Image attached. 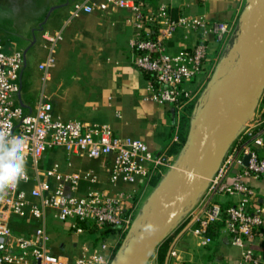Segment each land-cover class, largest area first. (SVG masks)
<instances>
[{
	"label": "built area",
	"instance_id": "1",
	"mask_svg": "<svg viewBox=\"0 0 264 264\" xmlns=\"http://www.w3.org/2000/svg\"><path fill=\"white\" fill-rule=\"evenodd\" d=\"M112 8L130 11V24L135 31L130 48L135 55V67L150 76L146 86L148 100L158 105H172L179 122L185 108L194 102L198 105L206 91L210 75L205 82L194 84L205 73L211 50L209 38L223 41L233 32L234 25L212 23L205 17L190 15L173 18L165 5L151 13L146 10L143 0H80L74 3L69 16L75 19ZM180 33L197 35L199 43L176 54L168 53L167 44ZM43 39L47 57L39 70L43 73V81H46L56 66L57 49L63 34L45 33ZM24 63L22 53L7 55L0 45V137L7 139L22 135L25 140V175L17 184L0 192V264H111L136 228L135 214L130 209L133 194L89 189L82 195L79 193L82 182L99 183L95 174L64 173L59 165L40 170L38 161L52 150H61L69 158L95 161L111 158L109 182L116 188L118 185L134 186L139 182L149 185L153 178H163L168 170L175 168L172 158L166 152L154 155L144 141L116 135L109 125L55 118L52 105L47 101L41 100L32 113L26 114L14 102V97L20 92ZM178 126L179 123L177 130ZM254 136L253 132L247 131L233 141L218 169L208 179L195 208L187 215L189 220L196 216L234 162L232 169L237 170L235 179L231 183L226 179L220 185L210 205L189 232L203 246L211 245L207 230L212 223L221 220L222 214L215 202L217 197H239L226 211L229 221L225 227L232 245L242 249L238 264H264L247 247V243L257 239L264 229V218L259 210L249 212L250 206L256 203V194L244 182L248 177L264 176V154L246 148L234 160L239 150L235 144ZM173 141L178 142L177 134ZM253 144L264 148V134ZM243 155L251 156L248 167L243 166ZM30 161L34 162L33 177L28 169ZM29 184L31 189L27 192L24 186ZM25 216L42 224L29 237L16 235L11 228L14 217ZM49 216L76 235L111 227L116 230L113 234L116 239L96 246L83 245L80 255L75 258L54 255L47 230ZM177 246L171 252L169 264H181Z\"/></svg>",
	"mask_w": 264,
	"mask_h": 264
},
{
	"label": "crops",
	"instance_id": "2",
	"mask_svg": "<svg viewBox=\"0 0 264 264\" xmlns=\"http://www.w3.org/2000/svg\"><path fill=\"white\" fill-rule=\"evenodd\" d=\"M80 0H13V7L22 16L24 27L16 35L0 37V45L5 54L20 52L25 63L20 74V92L14 102L28 114L41 101L52 105L55 118L63 121H79L89 124H105L112 127L116 135L144 141L154 155L167 150L173 128L178 123L172 105H158L148 100L146 86L148 79L134 65V53L130 42L135 38V31L130 24L129 10L109 9L71 19L69 14L75 2ZM146 10L155 12L160 6H167L173 18L181 15L205 17L212 23L233 24V32L218 42L209 38L210 56L204 67V74L194 85L205 82L204 76H213L218 68L230 69L236 63L233 47L236 44L239 27L249 0H143ZM28 12V14L24 13ZM62 32L63 39L57 49L56 66L48 80L43 81L39 66L47 57L45 33ZM199 39L197 35L180 33L167 44V51L176 54L192 48ZM69 65V63H73ZM36 65H38L36 70ZM69 71V74L65 72ZM211 79L205 85L207 89ZM264 99V96L262 100ZM262 100L254 114L242 124V134L250 131L255 135L264 125V106ZM189 137L192 130H189ZM186 147V146H185ZM184 147V149H185ZM261 155L264 148L254 144L248 147ZM184 149L171 156L172 165L177 166ZM61 150L47 152L39 161L40 170H49L59 165L64 173L84 174L92 172L99 183L91 185L82 182L80 194L91 190L109 192L124 191L133 194L130 209L134 212L136 228L141 226L140 217L150 207L151 197L164 183L175 176L173 169L159 178L156 186L144 182L134 186L118 185L111 187L109 182L111 158L88 160L69 158ZM54 152V153H53ZM65 159H61L64 158ZM30 176L34 175V162L28 163ZM235 175L226 180L231 183ZM245 184L256 194V203L252 211L259 210L264 218V176L248 177ZM207 183H205L206 186ZM29 192L31 184L24 186ZM154 194L148 198V193ZM138 196V200L135 197ZM148 198V199H147ZM239 197H222L221 203H235ZM193 207V206H192ZM41 223L30 216L14 217L11 228L14 234L29 237L41 227ZM52 254L75 258L80 255L83 245L96 246L107 238L97 231L90 230L76 235L66 226L55 222L51 216L47 220ZM220 237L209 246H203L191 232L179 241L177 250L181 264H238L242 249L232 245L225 228ZM247 247L264 262V229L259 237L247 243ZM156 264V263H155Z\"/></svg>",
	"mask_w": 264,
	"mask_h": 264
},
{
	"label": "water",
	"instance_id": "3",
	"mask_svg": "<svg viewBox=\"0 0 264 264\" xmlns=\"http://www.w3.org/2000/svg\"><path fill=\"white\" fill-rule=\"evenodd\" d=\"M233 52L236 63L228 70L216 69L193 113L192 134L173 169L175 176L153 195L149 212L140 217V228L127 237L111 264H149L202 195L205 183L240 136L243 122L253 116L264 96V0H249ZM263 134L264 129L246 141L234 160ZM250 157L242 156L244 167H248ZM233 165L234 162L196 216L174 238L164 264H169L172 250L204 214L228 175L237 173Z\"/></svg>",
	"mask_w": 264,
	"mask_h": 264
},
{
	"label": "trees",
	"instance_id": "4",
	"mask_svg": "<svg viewBox=\"0 0 264 264\" xmlns=\"http://www.w3.org/2000/svg\"><path fill=\"white\" fill-rule=\"evenodd\" d=\"M176 18V16H175ZM146 78L149 80L150 76L148 74L143 73ZM262 105L264 106V99L262 100ZM197 104L191 103L189 104L183 114L180 116L181 118L179 119V126H178V130H177V125L178 123L174 126L173 128V132L171 135V138L174 140L175 135L177 134L178 136V142H171L170 145L167 147V150L165 151L167 153V155L169 156H173V155H178L186 146L188 139H189V130L191 128V120L189 116H192V114L197 111ZM175 115H176V119L178 118L177 116V112L175 110ZM178 121V119H177ZM260 131L262 129H264V125L261 126V128H259ZM259 131V132H260ZM249 139L247 138L243 143H236L235 145H238L239 148ZM159 181V178H153V180L150 182L151 186H156L157 182ZM135 200H138V196L135 197ZM221 208L222 214H221V220L217 221L215 223H212L208 230H207V236L212 240V243L217 241L218 238L220 237V230L226 227L227 222L229 221V216L227 215L226 211L228 210V208H230L233 204L232 203H221L219 200L215 201ZM252 206H250L249 208V212H253L252 211ZM189 219L186 217L184 219V221L181 223V225L175 230V232L170 236V238L165 241L160 248L158 249V251L154 254V258H156V264H164L165 263V259L167 256V252L169 250V247L172 243V241L174 240V238L179 234V232L189 223ZM97 231L104 239L107 238L109 236V234H115L116 230L111 228V227H106L104 229L101 230H94ZM229 240L231 241V236L229 235Z\"/></svg>",
	"mask_w": 264,
	"mask_h": 264
},
{
	"label": "clouds",
	"instance_id": "5",
	"mask_svg": "<svg viewBox=\"0 0 264 264\" xmlns=\"http://www.w3.org/2000/svg\"><path fill=\"white\" fill-rule=\"evenodd\" d=\"M25 140L22 135L0 137V192L17 184L25 175Z\"/></svg>",
	"mask_w": 264,
	"mask_h": 264
},
{
	"label": "rangeland",
	"instance_id": "6",
	"mask_svg": "<svg viewBox=\"0 0 264 264\" xmlns=\"http://www.w3.org/2000/svg\"><path fill=\"white\" fill-rule=\"evenodd\" d=\"M12 1L13 0H0V37L16 35L19 31H21L23 29L24 25H26L22 21L23 20L22 16L20 17V15L18 14L17 9H15V7H13V2ZM24 13L28 14V12H24ZM73 64H74V62L73 63H69V65H73ZM37 67H38V65H36V70H38ZM65 73L69 74L70 72L66 71ZM204 78H205V80L209 79V77L206 78V76H204ZM210 79H211V77H210ZM193 115L194 114H192V116H189L190 120H191V124H192V122L194 120V116ZM59 152L63 153L62 151H59ZM63 154H65V153H63ZM61 159L64 160L65 159V155H64V158H61ZM153 194L154 193L152 191H150L148 193V198L151 197ZM221 198L222 197L219 196V197H217V200H220ZM150 203H151V201H149V204ZM196 204H197V201L193 204V207H191V209L189 211L190 213L195 208ZM149 210H150V207L148 206V208L145 210L144 213H148ZM189 212L187 213V215L189 214ZM187 215H186V217H187ZM115 239H116V237L113 234H109V237L107 238L106 241L109 242V243H112V242L115 241ZM155 263H156V258L153 257L151 259V261L149 262V264H155Z\"/></svg>",
	"mask_w": 264,
	"mask_h": 264
}]
</instances>
